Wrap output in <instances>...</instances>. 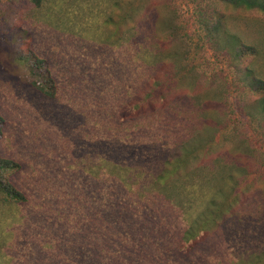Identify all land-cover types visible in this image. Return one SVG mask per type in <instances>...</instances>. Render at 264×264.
<instances>
[{
    "label": "rangeland",
    "instance_id": "obj_1",
    "mask_svg": "<svg viewBox=\"0 0 264 264\" xmlns=\"http://www.w3.org/2000/svg\"><path fill=\"white\" fill-rule=\"evenodd\" d=\"M233 3L0 0V264H264V11Z\"/></svg>",
    "mask_w": 264,
    "mask_h": 264
},
{
    "label": "trees",
    "instance_id": "obj_2",
    "mask_svg": "<svg viewBox=\"0 0 264 264\" xmlns=\"http://www.w3.org/2000/svg\"><path fill=\"white\" fill-rule=\"evenodd\" d=\"M227 1V0H225ZM230 1V0H228ZM234 3H239L240 6L246 8L247 10L258 9L260 11H264V0H232ZM233 3V4H234ZM44 63L43 61H41ZM14 168L11 166V162L7 159H0V193L5 195L7 198L14 201H23L25 198L21 192L13 188L11 184L5 181L3 177L4 174Z\"/></svg>",
    "mask_w": 264,
    "mask_h": 264
}]
</instances>
